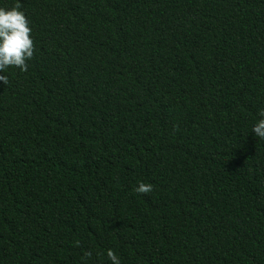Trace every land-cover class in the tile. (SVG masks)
<instances>
[{"label": "trees", "instance_id": "obj_1", "mask_svg": "<svg viewBox=\"0 0 264 264\" xmlns=\"http://www.w3.org/2000/svg\"><path fill=\"white\" fill-rule=\"evenodd\" d=\"M17 3L0 264H264V0Z\"/></svg>", "mask_w": 264, "mask_h": 264}, {"label": "clouds", "instance_id": "obj_2", "mask_svg": "<svg viewBox=\"0 0 264 264\" xmlns=\"http://www.w3.org/2000/svg\"><path fill=\"white\" fill-rule=\"evenodd\" d=\"M31 28L25 14L17 3L11 8L0 7V83L7 84V77L2 75L5 69L18 68L21 72L27 71L28 64L33 57V41ZM255 138L264 141V108L257 112V118L250 126ZM138 194H147L152 191L150 183L140 182L133 189ZM91 252L85 251L83 259L91 257ZM104 255L110 264H121L120 259L111 250H105Z\"/></svg>", "mask_w": 264, "mask_h": 264}]
</instances>
